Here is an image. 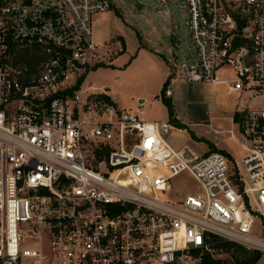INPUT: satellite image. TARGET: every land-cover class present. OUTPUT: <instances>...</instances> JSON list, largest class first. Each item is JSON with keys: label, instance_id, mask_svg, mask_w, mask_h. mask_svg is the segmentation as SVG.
Wrapping results in <instances>:
<instances>
[{"label": "built area", "instance_id": "2783aa9c", "mask_svg": "<svg viewBox=\"0 0 264 264\" xmlns=\"http://www.w3.org/2000/svg\"><path fill=\"white\" fill-rule=\"evenodd\" d=\"M183 1L195 57L166 95L223 85L232 126L214 131L242 164L174 147L170 120L85 84L114 0H0V264H206L218 242L264 254V0ZM183 174L198 192L175 194Z\"/></svg>", "mask_w": 264, "mask_h": 264}, {"label": "rangeland", "instance_id": "374dc122", "mask_svg": "<svg viewBox=\"0 0 264 264\" xmlns=\"http://www.w3.org/2000/svg\"><path fill=\"white\" fill-rule=\"evenodd\" d=\"M114 2L113 9L94 16L95 37L107 44L102 66L87 76L86 84L105 87L122 109L140 108L148 120L168 121L169 110L162 98L164 83L176 62L191 63L195 57L186 2L139 0L144 4L141 10L132 0ZM166 11L172 14L169 19L163 15ZM174 90L179 112L196 124L172 129L165 135L167 141L176 148L188 145L202 153L209 151L211 140L242 164V148L228 133L214 131L231 128L235 97L223 85L209 83L180 81ZM173 187L176 195L200 189L188 174L175 179ZM217 251L219 259L233 263L230 253L218 247ZM256 264H264V255Z\"/></svg>", "mask_w": 264, "mask_h": 264}, {"label": "trees", "instance_id": "16d2710c", "mask_svg": "<svg viewBox=\"0 0 264 264\" xmlns=\"http://www.w3.org/2000/svg\"><path fill=\"white\" fill-rule=\"evenodd\" d=\"M122 45H123V52H124L126 49V42L124 41V38H122ZM100 66H102V64L97 65L93 70H95L96 68H98ZM85 78H86V75L81 77V79L79 80L78 86L85 80ZM170 79H171V75L165 81L164 87H163V92H162L163 101L169 110V114H170L169 120L172 122L173 125H175L179 128L188 127L187 125L179 122L175 118L176 114L174 111V104H173L172 98L166 95V88L170 82ZM212 150H220V149L213 146ZM221 151H223L229 157H231V155L228 152H226L224 150H221ZM216 246L218 248H223L224 251L230 253V255L233 259V263L230 260L218 258V259H207L206 264H256L257 261L262 256V253H260V252H256V251L252 252L250 250H247L241 246H238V245H236L234 243H230V242H218Z\"/></svg>", "mask_w": 264, "mask_h": 264}, {"label": "crops", "instance_id": "0c3cea01", "mask_svg": "<svg viewBox=\"0 0 264 264\" xmlns=\"http://www.w3.org/2000/svg\"><path fill=\"white\" fill-rule=\"evenodd\" d=\"M172 38H175L174 36H172ZM97 40V39H96ZM98 41V40H97ZM99 42V41H98ZM102 43V42H101ZM93 72V70L88 74V75H90L91 73ZM172 72V71H171ZM170 75H171V73H170ZM168 77H169V74H168ZM168 79V78H167ZM86 80H87V78H86ZM87 82V81H86ZM178 83V82H177ZM86 84V83H85ZM87 85V84H86ZM88 85H90V84H88ZM90 86H92V85H90ZM92 87H96V88H99V89H102V88H105V87H98V86H92ZM176 92H177V90H174V92H173V95L171 96V98H172V101H173V104H174V111H175V114H176V116H177V120L179 121V122H181V123H183V124H185V125H187L188 127L189 126H191V125H193V124H196L195 122H193V121H188V120H186L183 116H182V114L179 112V110H178V106H177V101H176V99H175V96H176ZM142 102V101H141ZM169 120V119H168ZM173 129H177V128H179V127H177V126H175V125H173ZM210 148H209V150H212V147L213 146H215V147H217L216 146V143H214V142H212L211 140H210ZM218 148V147H217ZM218 149H220V148H218ZM262 255H264V254H262Z\"/></svg>", "mask_w": 264, "mask_h": 264}, {"label": "water", "instance_id": "95a60500", "mask_svg": "<svg viewBox=\"0 0 264 264\" xmlns=\"http://www.w3.org/2000/svg\"><path fill=\"white\" fill-rule=\"evenodd\" d=\"M132 1L138 9L141 10L143 8V4H141L138 0H132ZM163 15L166 16L168 19L171 17L169 11L163 12Z\"/></svg>", "mask_w": 264, "mask_h": 264}]
</instances>
